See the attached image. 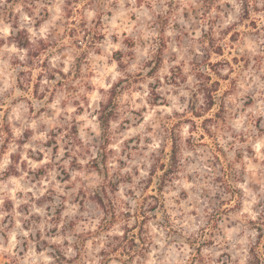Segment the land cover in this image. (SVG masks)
Instances as JSON below:
<instances>
[{"label":"clouds","instance_id":"9594fccd","mask_svg":"<svg viewBox=\"0 0 264 264\" xmlns=\"http://www.w3.org/2000/svg\"><path fill=\"white\" fill-rule=\"evenodd\" d=\"M0 264H264V0H0Z\"/></svg>","mask_w":264,"mask_h":264}]
</instances>
